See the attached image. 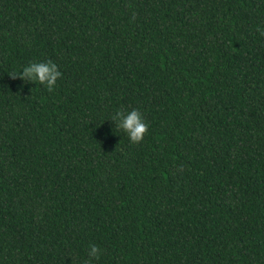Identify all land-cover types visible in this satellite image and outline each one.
I'll list each match as a JSON object with an SVG mask.
<instances>
[{"label":"trees","instance_id":"trees-1","mask_svg":"<svg viewBox=\"0 0 264 264\" xmlns=\"http://www.w3.org/2000/svg\"><path fill=\"white\" fill-rule=\"evenodd\" d=\"M261 31L264 0H0V264H264Z\"/></svg>","mask_w":264,"mask_h":264},{"label":"clouds","instance_id":"clouds-1","mask_svg":"<svg viewBox=\"0 0 264 264\" xmlns=\"http://www.w3.org/2000/svg\"><path fill=\"white\" fill-rule=\"evenodd\" d=\"M260 34L264 35V31H261ZM61 76L62 73L58 70V66L51 60H47L27 63L13 78L19 77L26 83H38L51 92ZM110 121L115 124L117 129L127 135L129 142L132 144L140 143L148 130V125L142 114L135 108L116 110L111 115ZM101 254L102 249L96 244H90L84 264H92L94 260H99Z\"/></svg>","mask_w":264,"mask_h":264}]
</instances>
